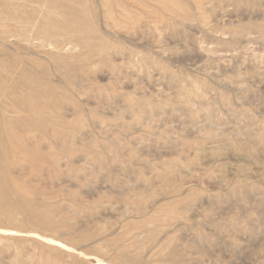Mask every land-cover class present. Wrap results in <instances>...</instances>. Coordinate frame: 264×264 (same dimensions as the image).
<instances>
[{
    "label": "rangeland",
    "instance_id": "1",
    "mask_svg": "<svg viewBox=\"0 0 264 264\" xmlns=\"http://www.w3.org/2000/svg\"><path fill=\"white\" fill-rule=\"evenodd\" d=\"M48 1L0 31V264H264V0Z\"/></svg>",
    "mask_w": 264,
    "mask_h": 264
},
{
    "label": "bare ground",
    "instance_id": "2",
    "mask_svg": "<svg viewBox=\"0 0 264 264\" xmlns=\"http://www.w3.org/2000/svg\"><path fill=\"white\" fill-rule=\"evenodd\" d=\"M21 1V2H20ZM26 1L27 0H0V7H1V10H0V31L2 33H4V36L5 37H10L12 36V25L9 23L11 21H16V22H19L23 25H26L28 24L29 22V17L25 14H23L22 11H20L22 8H24V5H26ZM38 2L41 1V0H37ZM54 2L55 0H49L48 1V4H49V7L52 8L54 5ZM16 3H20V4H16ZM45 4V3H44ZM28 6V5H27ZM32 15V14H31ZM94 16V15H93ZM56 17V16H54ZM15 22V23H16ZM44 23L43 22L42 24H40V28H42L44 26ZM60 24H62V26H65L64 22H59ZM66 25H70V24H74L72 19H68L67 22H65ZM61 26V25H60ZM30 27V26H29ZM46 28V26H45ZM25 29V28H24ZM24 29H20L19 32H17L15 35L18 36V37H25V32H24ZM30 29V28H29ZM76 32V31H74ZM79 35V34H78ZM52 38V37H51ZM108 43V42H107ZM51 45H53L54 47L56 46V43H55V39H53V41L51 42ZM107 54V53H106ZM9 76V75H8ZM53 107V105H52ZM40 111V110H38ZM37 111V112H38ZM3 118V117H2ZM42 121V120H41ZM12 127V122H8L7 123V126H6V130L5 132H7L8 130H10ZM5 128V127H4ZM9 134H11L10 132H8ZM32 134V133H31ZM7 135V134H6ZM16 140V139H15ZM61 144V143H60ZM60 155V154H59ZM70 157V156H69ZM3 174V173H2ZM6 175V174H5ZM8 195V187L5 185L4 182H0V199L2 197H5ZM16 195V194H15ZM8 197V196H7ZM7 203V201H6ZM16 205V204H15ZM11 206H0V213L1 212H4L6 214H10L11 212V209H10ZM13 207V206H12ZM30 208V207H29ZM34 219H41L42 220V217L40 216V213H38L37 211L34 212V214L32 215ZM48 232V231H47ZM46 232V233H47ZM14 247V246H13ZM14 258V257H13Z\"/></svg>",
    "mask_w": 264,
    "mask_h": 264
}]
</instances>
